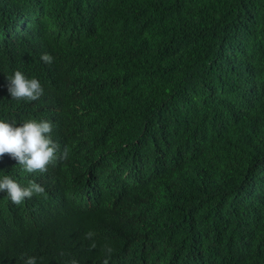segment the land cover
I'll list each match as a JSON object with an SVG mask.
<instances>
[{
  "label": "trees",
  "instance_id": "obj_1",
  "mask_svg": "<svg viewBox=\"0 0 264 264\" xmlns=\"http://www.w3.org/2000/svg\"><path fill=\"white\" fill-rule=\"evenodd\" d=\"M0 119L57 144L0 264H264V0H0Z\"/></svg>",
  "mask_w": 264,
  "mask_h": 264
},
{
  "label": "clouds",
  "instance_id": "obj_2",
  "mask_svg": "<svg viewBox=\"0 0 264 264\" xmlns=\"http://www.w3.org/2000/svg\"><path fill=\"white\" fill-rule=\"evenodd\" d=\"M46 63L52 62L48 54L41 56ZM8 92L13 99L38 100L44 92L40 81L27 77L21 71L8 76ZM53 125L48 120H25L20 124L0 119V157L10 154L28 173L45 172L56 160L57 144L52 138ZM43 188L36 182L22 186L10 174L0 172V193L15 205L40 194ZM24 264H38L34 256L27 257Z\"/></svg>",
  "mask_w": 264,
  "mask_h": 264
}]
</instances>
